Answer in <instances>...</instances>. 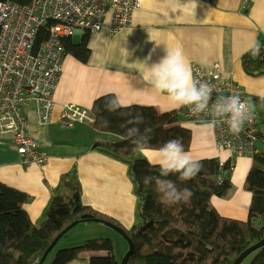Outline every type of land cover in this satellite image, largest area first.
<instances>
[{"label":"crops","instance_id":"1","mask_svg":"<svg viewBox=\"0 0 264 264\" xmlns=\"http://www.w3.org/2000/svg\"><path fill=\"white\" fill-rule=\"evenodd\" d=\"M245 2L248 6L243 9ZM261 29H264V0H143L132 25L118 33H112L108 25L98 33H91L88 63L69 54L65 56L52 119L46 128L39 124L34 107L28 110L30 127L32 111L36 118L32 123L41 126L30 133L47 153L46 163L21 164L12 139L0 138V181L31 196L24 209L34 223H40L62 176L75 170L82 185L83 204L114 219L122 229H130L137 222L138 197L128 166L93 147L98 140L114 141L117 136L79 121L70 126L74 131L77 129L73 137L69 134L60 137L59 130L70 131L65 130L69 126L60 123L63 105L75 103L92 112L96 99L116 92L137 105L172 112L166 110L167 101L157 98L142 76L147 75L148 66L163 57L166 50L180 48L190 66L193 62L206 69L219 65L222 78L240 84L254 110H264V100L256 99L260 98L259 93H264V75L251 76L242 65L244 49L264 36ZM179 114L181 124L193 133L188 149L192 156L234 162L230 174L232 189L226 197L212 196V205L223 218L247 221L252 194L245 189V183L253 166V155L264 152V128L260 127L264 124L259 125L262 133L252 156H231L216 145L212 128L205 127L204 122H189L183 113ZM222 178L220 174L221 181ZM263 217L253 219L256 226H263ZM77 226L68 231L71 236L66 247L97 238L99 228L94 226H84L72 235ZM95 253L85 252L84 259L74 264H89L88 258Z\"/></svg>","mask_w":264,"mask_h":264},{"label":"trees","instance_id":"2","mask_svg":"<svg viewBox=\"0 0 264 264\" xmlns=\"http://www.w3.org/2000/svg\"><path fill=\"white\" fill-rule=\"evenodd\" d=\"M47 36V29H41L36 48ZM81 36L79 43H75L73 37L63 38L62 42L67 54L88 63L91 33ZM259 39L264 41V36ZM242 65L251 76L264 75V48L259 56L244 54ZM109 98L105 95L95 100L92 108L95 120L91 125L98 131L116 135L117 139L98 140L93 147L127 164L134 183L138 197L137 222L130 229H124L135 243L128 264H234L248 248L264 238V224L258 227L253 222L264 215V152L253 155V166L245 183V189L252 194L247 221L223 218L212 205V196L226 197L232 189L230 165L227 164L228 174H225L214 158L200 159L203 166L191 180L181 182L175 175L165 178L185 194L180 203H169L155 182L151 186L143 184L144 176L158 177V170L150 168L140 154L141 149L124 138L126 128L131 127L125 123L130 117L108 112L105 104ZM128 111L143 114L141 131L146 126L154 129L152 147L175 138L182 142L186 151L190 148L193 133L181 124L180 109L162 113L154 106H144ZM30 200L27 193L0 181V264H39L56 236L75 221L100 218L122 227L114 219L83 204L82 185L75 170L62 176L45 209L46 217L40 223H34L24 209V204ZM67 235L68 232L60 240ZM114 251L113 239L90 238L81 244L58 249L49 264H74L84 259L85 252H96L88 258L89 264H121L124 255L118 260ZM99 252H106V255ZM240 264H264V246L242 257Z\"/></svg>","mask_w":264,"mask_h":264},{"label":"built area","instance_id":"3","mask_svg":"<svg viewBox=\"0 0 264 264\" xmlns=\"http://www.w3.org/2000/svg\"><path fill=\"white\" fill-rule=\"evenodd\" d=\"M143 0H0V138L10 137L21 157V164H44L47 153L31 136L27 108L35 106L39 124L52 119L54 95L67 55L63 38L98 33L109 26L118 33L133 24L135 13ZM245 2L243 9H246ZM47 38L36 48L41 29ZM194 78L213 87L212 101L225 95H239L248 100L240 84L223 79L221 67L206 69L198 63L191 65ZM210 101V103L212 102ZM184 118L192 123H203L207 114L194 116L187 108L180 109ZM92 112L75 103H65L60 123L70 126L74 122H94ZM264 124V110H254L251 121L245 123L239 135L231 134L226 124L213 129L216 145L231 156H252ZM185 127V126H184ZM187 128V127H186ZM224 173L228 159H217ZM230 161L231 170L235 165ZM264 224V217L262 222Z\"/></svg>","mask_w":264,"mask_h":264},{"label":"clouds","instance_id":"4","mask_svg":"<svg viewBox=\"0 0 264 264\" xmlns=\"http://www.w3.org/2000/svg\"><path fill=\"white\" fill-rule=\"evenodd\" d=\"M261 48H264V41L257 38L244 49L242 55L259 56ZM148 69L147 75H143L142 79L157 98L162 97L167 101V111L187 108L197 117L207 114L209 119L204 121L205 127L214 129L226 124L228 131L233 135H239L245 123L251 121L254 116L251 102L242 99L239 95L220 96L212 101L213 87L194 78L191 66L180 48L166 50V54L148 66ZM105 95L110 97L105 104L108 112L130 117L125 121L131 127L126 128L124 138L141 149L140 154L150 168L158 170V177L144 176L143 184L151 186L155 182L169 203L183 201L185 194L175 183L165 178L175 175L181 182L195 178L203 166L200 159L186 151L179 139H169L159 147H152L154 129L146 126L141 131L139 125L144 122L143 114L141 112L133 114L128 111L134 107L144 106L137 105L133 101H126L116 92ZM258 95L261 100H264V93Z\"/></svg>","mask_w":264,"mask_h":264},{"label":"rangeland","instance_id":"5","mask_svg":"<svg viewBox=\"0 0 264 264\" xmlns=\"http://www.w3.org/2000/svg\"><path fill=\"white\" fill-rule=\"evenodd\" d=\"M81 34H75L73 35V40L75 41V43H79L81 41ZM33 108V106H30L29 108H27V115H28V110ZM35 108V106H34ZM33 112V111H32ZM31 112V127H30V132L32 133V131H37L41 128V126H38L36 124H33L32 122L34 121V118H35V115L34 113ZM29 117V116H28ZM36 119V118H35ZM30 120V119H29ZM50 124V123H49ZM48 124V125H49ZM41 125V124H40ZM46 124V126H43V128H46L48 126ZM71 126V125H70ZM70 126L67 127L65 130H70L69 132H65V131H61L59 130V136H64L66 134H69L70 136L73 137V135L77 132V129L74 131L72 129H70ZM261 129L264 128L263 125L260 126ZM88 128V127H87ZM33 135V134H32ZM34 137V135H33ZM264 137V136H263ZM35 138V137H34ZM7 141H9L8 139H6ZM260 140V139H259ZM257 140L256 143L259 141ZM255 143V144H256ZM135 192V190H134ZM136 194V193H135ZM137 196V195H136ZM84 226H94V227H97L99 228V231L97 232L98 233V236L96 237H108V238H111L114 240V243H115V256L116 258L119 260L122 258V256L126 253L127 249H128V242L125 240V238L117 233L113 228L107 226L106 224L102 223V222H95V221H88V222H81L78 224V226L76 228L78 229H75V231H72V235L74 234V232H77L79 230H82V228H84ZM68 236H71V235H67L66 237H64L63 239H61L58 243V245L56 246V248L54 249V252L48 257L47 261L45 262V264H49L52 259H53V256L55 254V251H57L58 249H61V248H64L66 247L65 245L67 244L68 242V239L70 237ZM93 238V237H92ZM71 247V246H70Z\"/></svg>","mask_w":264,"mask_h":264},{"label":"water","instance_id":"6","mask_svg":"<svg viewBox=\"0 0 264 264\" xmlns=\"http://www.w3.org/2000/svg\"><path fill=\"white\" fill-rule=\"evenodd\" d=\"M88 221H95V222H102L104 224H106L107 226L113 228L114 230H116L118 233H120L125 240L128 242L129 248L126 251V253L124 254L122 260H121V264H128L130 255L132 254V252L135 249V243L133 242V240L126 234V232L124 231V229H122L121 227L117 226L116 224L109 222L107 220L104 219H100V218H95V219H88V220H80V221H75L72 224H70L67 228H65L60 234H58L56 236V238L53 240V242L51 243V245L49 246V248L47 249V251L44 253L41 261L39 262V264H42L45 259L47 258V255L49 254V252L53 249V247L57 244V242L60 240V238L66 234L70 229H72L74 226L78 225L80 222H88ZM264 246V238L257 242L256 244H254L253 246H251L250 248H248V250L246 252H244L235 262L234 264H240L242 257L251 254L252 252L262 248Z\"/></svg>","mask_w":264,"mask_h":264},{"label":"bare ground","instance_id":"7","mask_svg":"<svg viewBox=\"0 0 264 264\" xmlns=\"http://www.w3.org/2000/svg\"><path fill=\"white\" fill-rule=\"evenodd\" d=\"M230 161H231V160H230ZM230 161H228L227 164H229Z\"/></svg>","mask_w":264,"mask_h":264}]
</instances>
